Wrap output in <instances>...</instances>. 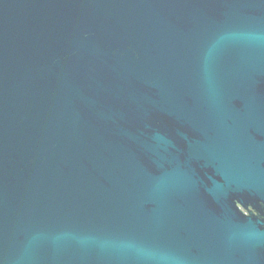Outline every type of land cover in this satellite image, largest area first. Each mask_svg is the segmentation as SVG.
I'll return each instance as SVG.
<instances>
[{"label": "water", "instance_id": "95a60500", "mask_svg": "<svg viewBox=\"0 0 264 264\" xmlns=\"http://www.w3.org/2000/svg\"><path fill=\"white\" fill-rule=\"evenodd\" d=\"M0 264H264V0H0Z\"/></svg>", "mask_w": 264, "mask_h": 264}]
</instances>
